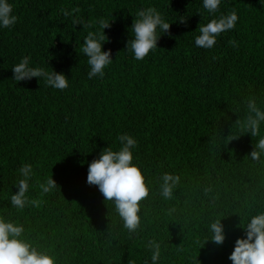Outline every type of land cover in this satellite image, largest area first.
<instances>
[{
  "label": "trees",
  "instance_id": "obj_1",
  "mask_svg": "<svg viewBox=\"0 0 264 264\" xmlns=\"http://www.w3.org/2000/svg\"><path fill=\"white\" fill-rule=\"evenodd\" d=\"M12 2L18 22L0 30V214L18 216L59 264H144L152 238L164 242L160 264H232L228 257L244 235L235 213L243 224L264 202V166L250 159L257 138L235 124L243 100L264 98V0H222L216 15L234 10L238 21L212 49L194 44L212 18L202 0ZM150 6L172 24L158 48L137 61L126 51L129 29L136 11ZM63 10L91 28L73 26ZM99 21L109 22L104 50L114 61L102 79L89 80L81 48L88 31L102 30ZM24 56L64 73L69 87L15 81L11 69ZM237 106L239 114L231 110ZM122 133L138 140L134 154L152 184L132 236L98 186L87 183L88 165L102 149L119 147ZM230 134L239 137L229 142ZM24 163L36 172L28 195L39 206L20 214L9 201ZM164 172L181 177L172 200L158 194ZM50 176L58 189L41 195L39 183ZM217 216H228L226 239L202 247L208 220Z\"/></svg>",
  "mask_w": 264,
  "mask_h": 264
},
{
  "label": "clouds",
  "instance_id": "obj_2",
  "mask_svg": "<svg viewBox=\"0 0 264 264\" xmlns=\"http://www.w3.org/2000/svg\"><path fill=\"white\" fill-rule=\"evenodd\" d=\"M221 3L222 0H202L203 9L212 18L206 24L199 26L198 35L194 38L196 47L212 49L222 33L236 27L238 21L236 11L216 15ZM72 11L63 10V15L72 17L73 26L82 25L85 29L91 28L83 18L74 17ZM134 17L129 29L131 36L127 41L126 51L131 53L135 60L142 61L150 52L158 48V40L168 31L172 23L167 22L165 16L151 6L139 9ZM18 19L12 0H0V30L11 29L17 24ZM99 23L102 30L88 31L81 48V52L87 57V65L90 69L87 73L89 80L102 79L106 69L114 61L111 50H104V44L107 42L104 29L109 27V22L99 21ZM231 43L235 44L234 41ZM11 70L13 79L17 82L38 78L39 81L44 80L45 85L52 89L63 91L69 87L70 79L64 73L33 65L30 56L22 57ZM241 103L244 115L243 118L239 116L235 124L243 135L250 133L252 137L257 138L250 159L264 166V135H261V127L264 126V98L250 95ZM231 110L239 114L240 107ZM238 137L231 134L227 136L229 142ZM118 141L119 147L114 149L108 146L102 149L99 157L88 165L87 183L98 186L105 202L112 203L115 213L123 223V228L127 230L129 236H132L141 229L143 207L141 202L149 198L152 184L150 180L146 182L147 170L134 154L138 148V140L133 135L122 133L118 136ZM18 173L20 178L14 184L18 191L11 194L9 202L16 213L22 214L25 209L39 206V202L28 195L31 182L36 176L33 165L24 163L18 169ZM180 183L181 177L173 172L159 175L157 177L159 196L164 200L174 199ZM39 188L41 195H45L53 193L58 186L50 176L39 183ZM210 191L209 188L204 189L205 194ZM214 201L215 197H213ZM257 204L254 211H247L246 222L243 224L241 214L235 213L241 218L239 228L243 229L244 235L236 239L234 250L228 257L232 264H264V202L258 201ZM225 217L228 216L209 218L205 229L207 235L202 247L209 241L223 245L226 230L222 218ZM163 244V241L156 238L147 242L146 248L150 253V259H145L144 264H160ZM0 264H59V261L50 249L31 238L28 229L18 216L9 213L0 214Z\"/></svg>",
  "mask_w": 264,
  "mask_h": 264
}]
</instances>
